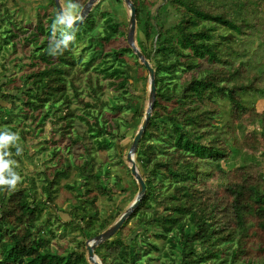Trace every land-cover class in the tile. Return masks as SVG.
I'll return each mask as SVG.
<instances>
[{"label":"trees","instance_id":"trees-1","mask_svg":"<svg viewBox=\"0 0 264 264\" xmlns=\"http://www.w3.org/2000/svg\"><path fill=\"white\" fill-rule=\"evenodd\" d=\"M133 2L138 12L137 45L141 50L145 48L143 53L155 69L157 85L153 113L136 152L147 190L140 205L126 220H134L135 230L125 236L120 229L121 232L98 245L95 252L103 264H137L142 254L151 258L148 249L159 248L150 239L153 235L169 244L165 252L173 256L169 264H264L263 254H249L255 247L264 251V163L260 159L264 147L259 155L245 152L250 146L258 149L254 142L258 126L251 129V123L257 124L259 120L264 131V110L260 112L254 105L258 95H264V0H162L156 9L145 0ZM48 4L57 10L55 0H48ZM3 5L0 0V11ZM171 12L177 18L173 23L169 22ZM8 13L6 8L4 22H11L12 16ZM40 13L35 28L20 24L17 33L10 30L9 34L10 39L18 37L22 42L23 37V43L32 45V60L24 63L37 69L22 70L12 80L0 78V101L8 104L0 103V133L16 134L17 142H22L9 145L5 159L14 161L13 170L19 176L24 169L29 171L20 177L15 189L0 187V264H92L87 256L86 240L112 223L98 217L87 223L89 211L98 213L95 205L98 196L93 191L104 193L106 190L113 197L107 190L110 163L97 165L95 154L98 150L116 147V153L128 161L130 148L123 153L117 139L125 137L121 134L122 127L131 121H135L137 132L148 103L132 105L134 97L143 96L137 93V88L130 87L123 54L135 56L138 63L140 60L128 43L107 51L106 55H114L113 63L105 59L104 67L98 69L120 93L112 102L98 99V92L104 86L99 77L89 75L90 94L97 100L93 103L79 97L85 110L78 118L86 126L84 136L73 140L85 141L82 143L84 160L78 165V179L73 180L72 188L77 193L75 203L71 204V218L61 221V227L66 231L75 230L83 240L73 237L77 246L63 253L52 246L53 223L42 214L50 203L56 204L57 186L64 177H69L73 165L62 161L50 171L38 168L40 164H33L35 170H31L28 161L19 165L26 160L31 164L34 156L28 146L32 140L29 130L26 126L19 128L21 118L13 113L16 109L22 113L23 122L36 120L38 131L34 136L44 130L49 114L54 115L52 121L60 129L62 138L82 133L75 125L76 114L70 107L69 88L79 96L77 78L81 74L75 69L78 60L70 48L81 39L84 24L90 21L91 30L96 25L90 12L82 23L69 30V34L72 31L75 34L69 48L62 54L50 55L49 45L59 51L55 45L62 36L55 29L52 35L55 17L46 16V23L42 18L45 15ZM101 15L106 22L104 34H93L90 41L95 38L103 45L118 33L127 39L128 23L122 30L110 11ZM0 28L5 29L2 23ZM242 38H255L256 48L252 52L246 47L238 50L234 42ZM94 59L91 56L86 66ZM15 79L21 83L15 84ZM99 101L110 106L111 115L102 108L92 111L91 107ZM124 109L132 112L131 118L121 113ZM249 112L255 116L245 117ZM91 116L95 120L91 121ZM49 148L46 143L40 150ZM50 151L61 160L56 149L50 148ZM239 158H242L240 165L227 172L225 192L220 194L212 189L209 182L217 171ZM128 172L132 175L130 165ZM34 174L43 180L45 198L37 195ZM115 178L123 192L130 190L122 185L121 176L115 175ZM133 180L136 183L134 176ZM139 235L143 242H138ZM126 239L132 243L126 244Z\"/></svg>","mask_w":264,"mask_h":264},{"label":"rangeland","instance_id":"rangeland-1","mask_svg":"<svg viewBox=\"0 0 264 264\" xmlns=\"http://www.w3.org/2000/svg\"><path fill=\"white\" fill-rule=\"evenodd\" d=\"M4 2V5L2 7V10L0 11V24L2 23L5 29L0 28V78L2 79H14L19 76L22 70H29L33 67L37 69V66H33L32 64L24 63L28 62L29 60H32L30 58V52H32V45L28 42L23 43V37L21 38L22 42L18 40V37L16 39H10L9 34L10 30L12 33H17V26L20 24L24 27H28V29L35 28L33 27L38 19L39 13L44 14L45 16H42L44 22L47 23V20L50 17H56L54 15L57 14V10L54 7V5H49L48 0H1ZM64 6V9L67 7L68 3L71 2L72 4L78 5L77 10L79 11L78 14H80V8L84 6V3L88 0H60ZM150 6L152 5L153 9H156V7L162 3V0H145ZM83 2V4H82ZM82 4V5H80ZM41 6V7H40ZM40 7V8H38ZM8 8V11L12 17H10L11 22H4L6 20V17L4 16L5 9ZM81 8V9H82ZM110 11L112 15L114 16L115 20L119 22L120 28L123 30L125 29L127 23L129 24V8L127 6V3L125 1L121 0H101L98 1L93 9L91 10V16L93 25H96L93 30H91V22L89 21L86 24H84V33L82 34L81 39H79L76 44L70 48L72 52L76 55V59L78 60V65L75 69H78L81 71V74L77 78V84L79 85V96H77L73 91L72 88H69V93L72 97V102L70 104L71 109L74 111L75 115V125L78 128V131L82 133H72V136L66 135L65 137L60 136V129L57 128V124L54 123L52 120V117H54L53 114H49L48 118L45 120V125L43 127V131H39L38 136H34V133L36 134V131H38V124L36 125L35 119H28L25 122L22 121L23 114L20 112H17V109L14 111L13 115H18L21 118V124H19L20 129H24L26 126V130H29V138L32 139L30 141V144L28 145L31 148V153L34 156V162L30 164L29 160H26L24 162L19 163V165H25L26 162L29 165L28 167L31 168V170H35L33 164H40L38 168L45 169L47 168L48 171H50L54 166H59L60 162L62 161H70L73 165L69 177H64L58 184V191L54 194V201L56 204H51L50 206H47L43 211V217L49 218L52 220L53 223V229L55 232V235L52 239V246L63 253L67 252L68 250L72 249L73 247L77 246V243L72 240L73 237H76L77 239H82L81 237L77 236V233L75 230H64L61 227V221H66L70 217V213H72V206L71 204L75 203L76 197L75 194L77 193V190L72 188L73 186V180L78 179V165H81L84 156H83V145L82 142H75L73 139L77 136H84L83 132L85 130L86 124L84 121L80 120L78 118V115L80 113L82 114L85 110L83 103L80 102L79 97L85 98L86 100H90L91 102H95L97 99L93 97V95L90 94L91 87L88 85V76L92 75L93 77H99L101 79V83L103 84L104 88L98 92V99H101L105 102L111 101L113 99H116V94L120 93L114 86L110 84V80L108 78L103 77L102 72L98 68L104 67V64L102 62L107 59L108 63H113L114 55L109 54L106 55L107 51H112L115 48H119L122 46L127 45L128 39H125V36L121 33H118L116 36L112 37L109 41L104 42L102 45L101 42H98L97 39H93L90 41V38L93 37V34L96 35H103L106 22L103 19V16L101 15V12ZM48 17V19H44L45 17ZM9 18V17H8ZM177 20L175 17V13L171 12L169 22L173 23ZM18 23V24H17ZM82 26V27H83ZM47 27L49 25L47 24ZM48 31V29H47ZM18 33H22V30H18ZM47 38V36H46ZM45 38V39H46ZM8 39H10V42H6ZM44 39V40H45ZM17 41L16 46L14 47V42ZM138 38L136 41V44L138 43ZM89 43H92V47ZM236 45V48L238 50L243 49L246 47V49L250 52H252L256 46L257 41L255 38H242L238 41L234 42ZM28 44V46L26 45ZM129 44V43H128ZM2 46V47H1ZM141 47V46H140ZM142 49L146 52L145 48L142 47ZM143 50H141L143 52ZM23 55V57H22ZM126 57L127 63H125V68L128 71L129 75V83L131 89L137 88V93L142 95L143 97H134V102L132 105H135L136 103H140L141 105H145L148 102V94H149V73L146 67L140 62L138 63L135 56L130 55L128 53L123 54ZM249 55V54H248ZM91 56H94V62L90 66H86V62L91 58ZM22 64V66H21ZM28 64V65H27ZM8 67L9 69L6 70L5 67ZM137 75V76H136ZM5 81V80H4ZM15 84L21 83V80L15 79ZM14 85V84H13ZM132 93H134L133 90H131ZM15 93V91H14ZM1 98V97H0ZM116 101V100H115ZM113 101V103L115 102ZM110 102V104H111ZM0 103L4 105H8L6 102ZM109 104V105H110ZM255 109L258 111L264 110V95L259 94L258 98L256 99ZM227 104L224 106V108H227ZM106 109L108 110L106 114L111 115L109 108L107 104H103V102L99 101L98 104H94L93 107H91L92 111L94 109L101 110ZM55 111V108H52V112ZM94 114H97L93 112ZM122 114L128 115L130 118L132 116V112L124 109V111L121 112ZM255 114L252 112H249L245 115V117H254ZM95 120L94 117L91 116V121ZM258 126V133L254 139V142L258 144V149L256 150L254 147L250 146L245 149V152L247 153H257L258 155L261 153L262 148L264 147V131L262 128H260L259 120L257 121V124L251 123L250 128L255 129ZM136 123L135 121H131L128 125L122 127L121 134L125 135L123 138L117 139L118 142H120V145H122L121 149L124 152H126L133 141L134 134L136 132ZM10 134V132H8ZM33 136V137H32ZM32 137V138H31ZM34 139V140H33ZM22 142H16L15 145H19ZM48 143V146L51 149H56L58 154L62 156L61 160L56 159V155H52V152L49 149L46 150H40L42 148V145ZM116 147H109L106 149L98 150L95 154L97 165H99L101 162H107L110 163V182L109 186L107 187V190L112 192V198L109 197L106 194V190L104 193H100L97 189L93 191L97 194L98 198L95 201V205L98 208V213L95 214L94 211H89L88 217H87V223L91 224L95 217L98 218H107L111 221H115L121 213L129 207V205L134 201L135 196H137L138 193V184H136L133 180V176L128 172V166L130 163L125 162V159L121 157L119 154L116 153L115 150ZM120 148V147H119ZM119 159V162L114 163L115 160ZM260 159L264 163V155L260 156ZM242 162V158H239L238 160L231 162V163H225L224 168L217 171L216 176L209 182V185L212 189L217 190L220 194L225 192V183H226V175L230 168L232 167H238L240 163ZM31 165V166H30ZM264 168V167H263ZM141 169V168H140ZM17 173V172H16ZM27 173H29L28 169H24V172L20 174V177H24ZM36 173V172H35ZM50 173V172H48ZM36 177V184H37V195L44 197L43 191H42V184L43 180H41L40 175L34 174ZM115 175H119L122 178V185L130 187V190L127 192H123L121 188L118 187L116 184V178ZM152 203V201H151ZM57 215L59 217H57ZM115 217V219H113ZM132 220V219H131ZM98 225V224H97ZM135 222L134 220L126 223L123 227V231L126 234L131 233V231L135 230ZM138 228V227H137ZM121 232L120 229L118 233ZM124 235L126 236V234ZM121 234V233H120ZM144 234V232H143ZM149 236V235H148ZM131 240L133 241L135 239V234L131 236ZM150 238V236H149ZM152 240L156 241L159 244V248L155 250L148 249L149 256L151 255V258H147L145 255L142 254L140 261H136L137 264H146V262L150 264H169L171 262V258L173 256H167L165 254L166 251L169 250V244L165 243L163 239H157L153 235L151 236ZM83 240V239H82ZM129 239H126V244L129 242ZM138 242H143L142 235H139ZM129 243H132L131 241ZM82 245V244H81ZM66 247V248H65ZM139 250L143 251L142 248H138ZM249 254L251 255H264V251H259L256 247L249 250ZM133 264V263H132Z\"/></svg>","mask_w":264,"mask_h":264},{"label":"water","instance_id":"water-1","mask_svg":"<svg viewBox=\"0 0 264 264\" xmlns=\"http://www.w3.org/2000/svg\"><path fill=\"white\" fill-rule=\"evenodd\" d=\"M97 1L98 0H88L84 4L79 14L83 17V20H77L74 25L80 24L86 19L93 5ZM124 1L127 3V6L129 8V25L127 32L128 43L135 52V54L138 56L140 62L146 67L149 73L148 105L145 111L144 119L133 138L132 144L127 154V160L130 163L131 173L138 184V193L134 201L129 205L128 208L125 209V211L115 220V222L112 225H110L106 230L96 235L94 238L86 240V251H87L88 259L92 264H102L97 259L95 253L96 247L102 242L110 239L121 228V226L126 221V219L130 217L133 214V212L136 210V208L140 205L147 190L146 181L136 161V152L142 140L144 132L146 131L147 126L150 122V118L152 116L154 105L156 102V97H157L156 75H155V69L152 66L151 62L147 59L145 54L136 44V28H137V13H138L137 7L135 6L133 0H124ZM56 7L58 11H61L63 9L60 0H56Z\"/></svg>","mask_w":264,"mask_h":264},{"label":"clouds","instance_id":"clouds-1","mask_svg":"<svg viewBox=\"0 0 264 264\" xmlns=\"http://www.w3.org/2000/svg\"><path fill=\"white\" fill-rule=\"evenodd\" d=\"M55 3H56V0H55ZM95 4L93 5V7L95 6ZM61 5H62L63 9L61 11L57 10V14H56L55 20H54V22H53L51 27H52V35L54 34L53 30L55 29V30H57L60 33V35L62 36V39L58 40L56 42V45H55V49H59V51L54 50L51 47V45H49V54L50 55L62 54L64 50L69 48V45L72 42H74V40H75L74 31H72L71 34H69V32H70L69 30L73 29V25L75 24V22L77 20H83V17L81 15H79L78 12H77L78 5H75V4H72L71 2H69L65 9H64V6H63L62 2H61ZM93 7H92V9H93ZM18 140H19V137L16 134H13V133H10V134L9 133H0V187H7L8 189H15L16 186H17V183L21 179L20 176L18 175V173H16L13 170L12 166L14 164V161L5 159V156L8 155V153L5 150L9 147V145L16 144V142ZM17 151L19 153L20 149L18 148ZM114 219H115V217H114ZM131 221H133V220H130L129 222H131ZM114 222L115 221L113 220L111 225ZM125 222L121 226V228H120L121 230H123V227H124V225L126 223H129V222H126V223ZM117 232L115 234H117ZM96 256H97V259L102 263L101 259L98 257L97 254H96Z\"/></svg>","mask_w":264,"mask_h":264}]
</instances>
